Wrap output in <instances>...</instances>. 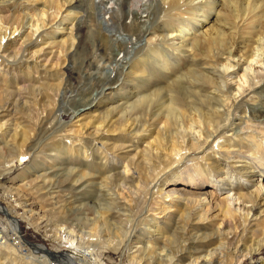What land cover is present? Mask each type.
Returning <instances> with one entry per match:
<instances>
[{
  "label": "bare ground",
  "instance_id": "1",
  "mask_svg": "<svg viewBox=\"0 0 264 264\" xmlns=\"http://www.w3.org/2000/svg\"><path fill=\"white\" fill-rule=\"evenodd\" d=\"M232 1L155 0L147 21L134 18L130 25L111 13L110 21L122 22L121 30L137 39L120 63L118 82L100 80V92L92 98L70 97L75 122L52 127L48 123L57 119L64 82L76 74L68 59L84 45L82 0H0V161L5 152L16 151L14 161L0 170V185L32 226L39 227L35 217L50 224L63 212L61 223L47 234L60 247L67 244L91 259L81 261L39 245L40 256L24 264H96L103 249L123 257L129 252L128 264H246L245 259L263 251L264 107L254 105L264 57L261 42L244 45L242 52L237 34L223 25L218 8ZM248 1L235 27L249 23L255 28L257 18L264 17V0ZM252 1L256 5L248 13ZM125 3L120 0L122 12ZM51 17L55 25L49 24ZM106 49L100 45L97 50ZM183 59L190 63L187 69ZM136 73L142 88L109 100L133 84ZM159 76L165 77L164 86L155 82ZM44 85L56 89L46 115L31 118L26 130L13 123L16 119H3L11 110L27 108L25 96L41 97ZM180 91L192 100L181 98ZM184 113L191 117L189 127L181 124ZM151 115L163 118L150 122ZM169 122L176 127L172 133ZM29 157L38 170L19 185L3 184L15 163ZM39 197L50 206H41ZM181 210L184 228L167 225ZM0 212L8 221L7 227L0 224L3 249L9 246V230L19 235L21 225L7 208L0 205ZM193 221L203 224L209 237L203 246H196L199 235L187 238ZM253 223L263 227L257 242L247 246ZM0 264L17 261L7 257Z\"/></svg>",
  "mask_w": 264,
  "mask_h": 264
},
{
  "label": "rangeland",
  "instance_id": "2",
  "mask_svg": "<svg viewBox=\"0 0 264 264\" xmlns=\"http://www.w3.org/2000/svg\"><path fill=\"white\" fill-rule=\"evenodd\" d=\"M101 1H104V5H101ZM125 10L122 12V8L120 6V0H82L80 6L82 7V22L85 24L83 35L84 45H82L81 52L77 55L76 52H73V56L69 58V62L72 64L75 70L74 80L71 82H64L63 89L61 90L59 100L56 101V106L54 111V117L57 115V119H52L48 124L52 127H56L59 124L68 125L71 127V125L75 122V108L74 104L72 103L70 97H75V99H81L84 98L86 95L89 97L96 96L100 89L97 88V85L99 81L104 80L107 83H116L118 82V78L120 75V70L122 68V65L120 64L121 61L124 58V55L126 52H132L133 47L137 39L135 37L129 36L127 33H125L123 30H121V23L120 24H114L112 21H110V14L115 13L116 16L120 17L126 24L130 25L132 20L134 18L139 19L140 21H147L145 18L148 16L150 10L154 7L155 0H125ZM232 5L229 4V2H225L221 4V7L219 9V15L220 19L223 22V25L228 26V29H232L231 31L233 33L237 34V44L239 47H242V52L245 51L244 45H249L251 42H261L260 46L262 49V54L264 57V17L259 16L257 18V21L254 23V26L250 25L249 23H246L245 26L241 27H235V24L238 20H241V18H244L246 13L244 12L245 7L248 5V0H234L232 1ZM256 5L255 1L251 2V7L249 9L248 13L253 12V8ZM104 8H106L104 10ZM105 12L109 14H105ZM123 13H125V18H123ZM80 16V15H79ZM213 18L212 20H214ZM56 20H53V17L49 20L50 25H55ZM48 41V39H46ZM227 43H224V47L227 46L228 41L230 39L226 38ZM105 46L107 45V49L104 51V53L98 52V46ZM120 45V46H119ZM220 44H215V47H218ZM77 46V43H76ZM257 46V45H254ZM119 47H124L125 50L123 52L119 51ZM49 50H46L45 53H48ZM107 54V55H106ZM88 55V56H87ZM129 58V56H128ZM264 59V58H263ZM120 61V62H119ZM90 64L91 66H88ZM182 67L188 68L190 63L187 59H183ZM119 64V65H118ZM94 67H93V66ZM87 66V67H86ZM120 66V67H119ZM93 67V68H92ZM96 68V69H95ZM145 68H147L145 66ZM88 71H87V70ZM136 70V68H134ZM144 71L148 72V68ZM140 74H135L132 76L131 80H133V84L127 85L128 88H125L123 86L121 89L117 90L114 94H112L109 97V100L115 102L120 97H124L127 95H134L138 92L139 89L142 87H139V84L136 83V80ZM141 77V76H140ZM66 79V77L64 78ZM97 79V80H96ZM96 80V82H95ZM155 82L160 84L161 86H164L166 84V79L164 76H159L156 78ZM71 83V85L69 84ZM58 84V81H50V85ZM70 85V86H69ZM153 85V84H152ZM261 87L256 91V99H255V109L258 110L259 108L264 107V78L261 83ZM139 87V89H138ZM67 88V89H66ZM96 88V89H94ZM41 97L38 99L35 97H29L25 96L27 100H24V103H26L27 108L18 107L15 111L11 110L10 113H7L3 115V119L7 120L9 122L13 121V119H16L15 124H18L21 129L26 130V127H28L29 120L33 117H38L39 114L46 115L51 109V107L48 105V101H50L49 97H54L56 94V89L54 87H50L49 85H44L41 89ZM181 98H186L187 100H192L188 94H185V96L182 95V92H179ZM162 97V96H161ZM177 98H179L177 96ZM163 97L161 100H164ZM3 98L0 97V104H3ZM53 103V101L51 100ZM124 103V101L122 102ZM119 104V103H118ZM121 104V103H120ZM249 105L251 104L248 103ZM46 110V112H43L42 110ZM253 116H258V113L254 114V111H251ZM60 116V120L58 118ZM118 116L115 117L117 119ZM163 117L157 118L156 116H150V122L153 120H159ZM238 123V121H236ZM165 124V123H162ZM166 126L168 129V133H172L176 127L174 125H171L170 122L167 123ZM181 124H183L185 127H189L192 125L191 123V117L188 113H184L181 119ZM20 129V130H21ZM16 138H19V135L15 136ZM246 150V149H245ZM263 150V149H262ZM16 151L14 150L12 153L5 152L3 155L4 160L0 161V170L7 169V165L9 161H14V154ZM38 170L36 168V164L32 163V158L29 157L28 160H25L22 163L16 162L15 163V169L11 172L6 174V178L3 181V184H6V186H11L12 184L19 185L22 178H29L30 172L33 175L35 171ZM187 187L185 184L183 186H179L178 190ZM210 190L209 188H204L202 192L207 193ZM23 202V198L20 199ZM39 204L41 206H50L49 204L51 201H47L46 199L41 200V197L37 198ZM8 201V202H7ZM0 205L7 208L9 212L16 216L20 220V230L21 234H13L10 232L8 233L7 239L9 240V246L8 248L0 249V262H4V260L8 257L9 260L12 258H15L17 261V264H24V261H26L29 258H38L40 256V253H38V246H44L48 250L56 253L61 252L63 254H67L70 256H73L77 258L78 260H87L91 261L90 256L86 253H81L73 249H69V245H65L60 247L61 245H58L56 241H54L47 232L54 230L56 225L60 224V218L63 216V212L60 213L59 218L56 219L54 217L50 220V224H48L46 219H42V217H35L36 223L39 224V227L32 226L30 223L26 222L22 215L24 213L23 208L21 209H15L13 206H15L14 203H9V200L7 199V194L5 193V189L1 187L0 185ZM68 208V207H67ZM71 208V207H70ZM262 209L257 210L258 215H261ZM172 213H176V211H173ZM69 215V213H66ZM182 214V215H181ZM217 214V213H216ZM178 216H182L179 217ZM177 219L175 222L167 223V225H172L174 223L175 227L178 225L180 227L184 228L183 221H186L184 216V211L181 210V212L178 213ZM262 215V220L264 219ZM160 217V216H157ZM184 218V220H182ZM182 220V221H181ZM220 221V217L216 220L215 224ZM7 218L6 216L0 212V224L7 227ZM259 222V221H258ZM257 222V223H258ZM197 221H193L190 226L188 227V236L187 238L191 237V234L193 235H199L200 241L196 242V246H203V243H206L205 238L207 234H204L205 232L202 228H204L203 224H196ZM257 223H253L250 227L248 233H247V239L246 243L247 246H250L251 243H256L258 238L260 237L261 230L263 225L260 228H257ZM196 224V225H193ZM193 226V227H192ZM196 227H199L197 229ZM208 232V231H207ZM203 234V236L201 235ZM17 238L15 243L12 242L13 238ZM20 238V239H19ZM208 240V239H207ZM19 243V244H17ZM195 242H190L189 244L192 245ZM188 244V245H189ZM15 249H14V248ZM36 247V248H35ZM14 249L15 252H11V250ZM36 249V250H35ZM106 249H103L104 252H102L101 258L97 260L96 264H128V253H125V257L119 254H113L109 251H105ZM71 251V252H70ZM101 251V250H100ZM200 252H203V247L199 249ZM106 253V256H103V254ZM31 254V255H30ZM32 256V257H31ZM105 257V259L103 258ZM122 257V258H121ZM246 264H264V249L261 253L254 255L250 258L245 259Z\"/></svg>",
  "mask_w": 264,
  "mask_h": 264
}]
</instances>
